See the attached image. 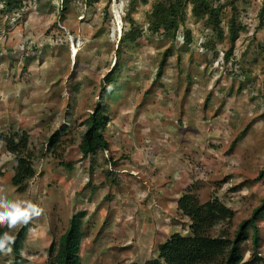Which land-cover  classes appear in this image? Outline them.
<instances>
[{
    "label": "rangeland",
    "instance_id": "obj_1",
    "mask_svg": "<svg viewBox=\"0 0 264 264\" xmlns=\"http://www.w3.org/2000/svg\"><path fill=\"white\" fill-rule=\"evenodd\" d=\"M62 1L32 0L21 13L0 15V136L28 134L35 156L56 131L63 140L56 156L36 157L37 175L25 193L12 184L16 158L0 141V197L44 209L29 223L25 264H47L50 244L83 210V264H144L171 234H188L190 219L178 200L189 186L201 201L217 194L235 211L231 225L211 231L233 235L264 197V177L258 179L264 168V27L258 14L264 0L239 1L245 27L230 61L229 44L216 41L190 9V42L182 27L175 49L147 35L128 49L119 42L131 0H72L61 19ZM156 2L136 4L134 17L144 29ZM230 17L224 10L225 26ZM116 61L124 66L119 81L127 84L110 112L111 149L84 159L82 117L102 102L105 76ZM71 80L87 89L74 94ZM260 227L264 256V221ZM252 247L245 243L246 259ZM12 262V252L0 256V264Z\"/></svg>",
    "mask_w": 264,
    "mask_h": 264
},
{
    "label": "trees",
    "instance_id": "obj_2",
    "mask_svg": "<svg viewBox=\"0 0 264 264\" xmlns=\"http://www.w3.org/2000/svg\"><path fill=\"white\" fill-rule=\"evenodd\" d=\"M30 1L32 0H0V15L10 16L21 13L27 6V2ZM149 1L131 0L125 17L127 27L122 32L119 48L128 47L130 49L147 35L152 40L169 41L172 43L171 48L175 49L177 45L174 42H177L182 27L184 28V39L190 42L192 32L186 27L188 9H190L192 16L204 19L206 28L213 32L216 41L229 44L225 50V57L227 61H230L234 55V45L245 27L237 16L240 0H225L219 3L215 0H158L147 14V27L144 29L136 21L134 12L137 10L138 2L147 4ZM87 2L92 5L95 0H87ZM71 3L72 0L62 1L61 19L66 16ZM227 9L230 10L231 17L225 26L223 11ZM258 14L260 26L264 27V1L260 5ZM210 44L211 49H214L215 42H210ZM123 68L121 61L119 63L116 61V68L105 76V85L102 95H100L102 102L93 104L94 110L87 112L82 117L85 131L82 134L79 148L84 159L111 149L106 133L112 119L110 112L120 97V88L127 84L119 81ZM228 73L230 77L236 74L234 70H230ZM74 77L75 74L71 76V79ZM71 83L74 84L72 91L74 94L87 89L83 81L75 83L74 80H71ZM242 85H244L243 82L238 83V87ZM75 104V101L69 103L71 107ZM86 109L87 105L82 112H85ZM69 111L75 112L74 109H69ZM69 119L73 121L72 116ZM67 130L68 128L64 131ZM0 141L4 143L6 150L16 158L12 184L18 192L25 193L28 190L29 182L37 175L34 166L36 157H44L48 152L56 156L63 140L62 133L56 131L49 137L46 150H41L37 156L29 147V135L26 133L0 136ZM60 165L73 170L71 163L61 162ZM263 177L264 168L259 172L258 179ZM178 210L190 219L188 234H171L166 241L157 246L156 258L147 260L144 264H264V256L261 254L263 236L260 227L261 221H264V197L261 204L254 209L252 216L242 221L233 235L226 231L216 236L211 234L214 228L225 223L231 225L236 216L235 211L228 207L217 194L203 202L194 192L193 187L189 186L178 200ZM86 214V210L76 212L71 217L65 232L57 241H52L47 249V264H83L81 251L86 236L84 230ZM14 228L10 229L7 223L0 224V235L4 232L11 233ZM29 229V224H23L15 234L16 240L12 245V264H25L24 262L27 261L23 257V251ZM248 241H251L253 247L250 257L246 259L244 249L245 243ZM2 254L0 253V256Z\"/></svg>",
    "mask_w": 264,
    "mask_h": 264
},
{
    "label": "clouds",
    "instance_id": "obj_3",
    "mask_svg": "<svg viewBox=\"0 0 264 264\" xmlns=\"http://www.w3.org/2000/svg\"><path fill=\"white\" fill-rule=\"evenodd\" d=\"M43 211L44 209L40 205L31 200H8L0 197V224L7 223L10 229L17 224H29L32 219L40 217ZM15 240L16 237L10 232L0 235V253L11 254Z\"/></svg>",
    "mask_w": 264,
    "mask_h": 264
},
{
    "label": "bare ground",
    "instance_id": "obj_4",
    "mask_svg": "<svg viewBox=\"0 0 264 264\" xmlns=\"http://www.w3.org/2000/svg\"><path fill=\"white\" fill-rule=\"evenodd\" d=\"M115 11H116V13H117V10H116V9H115ZM116 15H117L118 18L120 17V16H118V13H117ZM117 17H116V19H117ZM119 23H120V18H119V20H118V24H119ZM120 34L122 35V28H120ZM74 51H75L74 56L76 57V55L78 54L79 49L76 48Z\"/></svg>",
    "mask_w": 264,
    "mask_h": 264
},
{
    "label": "crops",
    "instance_id": "obj_5",
    "mask_svg": "<svg viewBox=\"0 0 264 264\" xmlns=\"http://www.w3.org/2000/svg\"><path fill=\"white\" fill-rule=\"evenodd\" d=\"M11 180H12V178H11ZM44 229V228H43ZM44 231H45V235L47 236V233H48V230H46V229H44ZM25 247H26V245H25ZM24 247V248H25ZM82 257V256H81ZM83 260V259H82ZM45 262V261H44ZM46 263H47V252H46Z\"/></svg>",
    "mask_w": 264,
    "mask_h": 264
}]
</instances>
